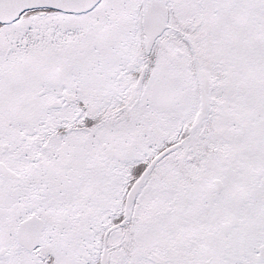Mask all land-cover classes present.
Here are the masks:
<instances>
[{
	"label": "snow or ice",
	"instance_id": "obj_1",
	"mask_svg": "<svg viewBox=\"0 0 264 264\" xmlns=\"http://www.w3.org/2000/svg\"><path fill=\"white\" fill-rule=\"evenodd\" d=\"M0 264H264V0H0Z\"/></svg>",
	"mask_w": 264,
	"mask_h": 264
}]
</instances>
